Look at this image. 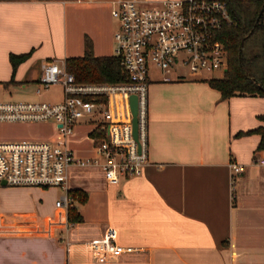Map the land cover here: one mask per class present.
Segmentation results:
<instances>
[{"label": "crops", "instance_id": "0c3cea01", "mask_svg": "<svg viewBox=\"0 0 264 264\" xmlns=\"http://www.w3.org/2000/svg\"><path fill=\"white\" fill-rule=\"evenodd\" d=\"M109 10L99 0H0V97L37 86L42 64L80 56L84 37L94 55H113ZM23 53L12 73L8 55ZM160 74L148 72V162L139 175L107 182L100 166L84 163L95 157L100 116L74 126L68 145L81 162L68 166L67 188L79 193L78 221L60 224L59 188L0 185V264H264V144L243 133L264 126V97L221 98L207 77ZM109 103L124 120L125 98ZM0 125L10 128L0 140L55 137L49 121ZM230 161L242 171L232 174ZM108 227L134 250L96 262L88 243Z\"/></svg>", "mask_w": 264, "mask_h": 264}, {"label": "built area", "instance_id": "2783aa9c", "mask_svg": "<svg viewBox=\"0 0 264 264\" xmlns=\"http://www.w3.org/2000/svg\"><path fill=\"white\" fill-rule=\"evenodd\" d=\"M98 1V0H88ZM110 5V16L117 21L113 32L114 55L126 74L118 83H77L66 72L64 64L48 61L41 65L35 88L39 94L51 84L62 87L57 102H0V122H51L55 137L50 140H0V185L10 187H55L62 194L54 205L64 210L60 222L67 227V211L74 207L77 194L67 188V168L80 163L68 145L76 123L99 115L105 136L96 141L95 157L84 163L100 166L109 183L141 173L147 164L146 96L149 63L163 74L179 64L191 75L212 72L225 67V50L217 31L230 19L221 0H99ZM164 80L168 78L163 77ZM136 97V137L132 136L131 115L127 97ZM123 96L126 102L124 120H117L110 108L111 96ZM91 98V99H87ZM103 98V100H102ZM98 125V124H97ZM259 163L264 165V160ZM232 174L242 171L230 161ZM96 262L123 252L132 246L116 242L115 230L108 227L104 235L88 243Z\"/></svg>", "mask_w": 264, "mask_h": 264}, {"label": "trees", "instance_id": "16d2710c", "mask_svg": "<svg viewBox=\"0 0 264 264\" xmlns=\"http://www.w3.org/2000/svg\"><path fill=\"white\" fill-rule=\"evenodd\" d=\"M226 5L230 21L217 31L225 50V71L218 77H207L206 83L219 92L221 98L232 95L264 97V0H221ZM27 54H9L12 73ZM64 69L77 83H118L126 80V74L119 65L116 55H94L91 41L84 37L83 53L66 57ZM91 99V98H87ZM103 100V98H102ZM264 121V115L259 117ZM102 138L98 125L95 129ZM260 135L257 148L264 144V126H258L243 133ZM79 194L76 191H70ZM80 218L75 207L67 211L70 223Z\"/></svg>", "mask_w": 264, "mask_h": 264}, {"label": "rangeland", "instance_id": "374dc122", "mask_svg": "<svg viewBox=\"0 0 264 264\" xmlns=\"http://www.w3.org/2000/svg\"><path fill=\"white\" fill-rule=\"evenodd\" d=\"M149 1H156V0H149ZM263 22H264V17H263ZM111 26L114 27V25L117 24V21L112 18V21H110ZM117 28V26H116ZM115 28V30H116ZM114 30V31H115ZM149 76L154 77L160 76V72L154 68L152 63H149ZM176 70L179 71H185V68L179 64L174 65ZM200 75L202 77H218L221 75V72L219 69L214 70L212 72H206V71H201ZM36 86H34L32 83H28L26 88H20L18 87L17 89L10 90L9 93H6V95L0 97L1 102L9 101V102H20V101H46V102H54L62 98V87L59 83L56 84H51L49 87L45 90H42L39 95H36L34 93V89ZM0 130L1 131H10V128L4 127L0 125ZM7 139V138H3ZM12 139V138H11ZM20 139V138H17Z\"/></svg>", "mask_w": 264, "mask_h": 264}, {"label": "water", "instance_id": "95a60500", "mask_svg": "<svg viewBox=\"0 0 264 264\" xmlns=\"http://www.w3.org/2000/svg\"><path fill=\"white\" fill-rule=\"evenodd\" d=\"M222 71H225V67ZM128 109L131 115V128H132V136L136 137V97L135 95H129L127 97Z\"/></svg>", "mask_w": 264, "mask_h": 264}]
</instances>
